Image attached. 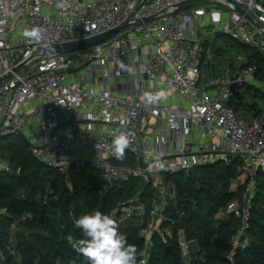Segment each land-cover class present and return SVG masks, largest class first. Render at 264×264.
<instances>
[{"label": "built area", "instance_id": "built-area-1", "mask_svg": "<svg viewBox=\"0 0 264 264\" xmlns=\"http://www.w3.org/2000/svg\"><path fill=\"white\" fill-rule=\"evenodd\" d=\"M186 1L0 0V78L11 73L0 81V136L23 133L32 153L65 175L72 163L90 162L109 183L152 178L163 188L161 203L155 202L161 220L140 230L147 242L160 232L164 174L240 160L232 185L244 189L225 210L241 222L227 255L237 264L264 173V121L247 118L233 101L257 80L258 67L247 64L216 76L212 44L218 33L227 34L264 57V0H216L178 14ZM208 18L222 31L201 34L197 22ZM127 21L119 34L83 49L77 60L64 53L40 56L51 44L87 39ZM25 31L40 37H25ZM205 57L211 72L203 83ZM28 103L34 106L27 109ZM31 117L42 121L26 133ZM121 131L128 135L125 153L134 156V167L114 163L112 140ZM142 154L147 168L140 166ZM11 171L10 160L0 156V174ZM137 204L144 205L139 197L128 198L112 214L121 223ZM179 241L183 249L189 244L184 234Z\"/></svg>", "mask_w": 264, "mask_h": 264}, {"label": "trees", "instance_id": "trees-1", "mask_svg": "<svg viewBox=\"0 0 264 264\" xmlns=\"http://www.w3.org/2000/svg\"><path fill=\"white\" fill-rule=\"evenodd\" d=\"M248 59L247 64L258 67L257 79L264 82V57L251 52ZM259 90L254 84L243 86L242 92L236 93L240 100L235 102L236 109L261 116L256 101ZM244 94L255 99L243 101ZM126 155V162L134 164L135 158ZM0 156L10 159L12 165L11 172L0 174V207L4 209L0 264H89L68 240L69 236L82 235L73 223L77 216L97 208L112 214L131 197H139L150 213L162 197L152 178L133 175L109 183L90 162H74L68 173L62 174L32 153L24 135L0 136ZM119 161L115 163H122ZM240 167V160L235 158L230 163L216 162L190 172L164 174L168 192L163 196L167 195L161 209L162 231L154 232L147 242L138 226L120 228L137 248V264H143V260L144 264H230L227 255L231 237L241 222L225 210L244 189H232ZM251 206L250 227L235 256L237 264H264V173L258 176V193ZM181 234L198 246L190 262L180 245Z\"/></svg>", "mask_w": 264, "mask_h": 264}, {"label": "clouds", "instance_id": "clouds-1", "mask_svg": "<svg viewBox=\"0 0 264 264\" xmlns=\"http://www.w3.org/2000/svg\"><path fill=\"white\" fill-rule=\"evenodd\" d=\"M24 36L38 39L40 32L25 31ZM112 144L115 156L124 158L129 146L127 133L121 131L115 135ZM73 223L82 235L79 238L69 236V243L89 264H137V248L120 231L119 221L113 214L97 208L77 216Z\"/></svg>", "mask_w": 264, "mask_h": 264}, {"label": "rangeland", "instance_id": "rangeland-1", "mask_svg": "<svg viewBox=\"0 0 264 264\" xmlns=\"http://www.w3.org/2000/svg\"><path fill=\"white\" fill-rule=\"evenodd\" d=\"M216 3H218L216 0H200V1H196L194 3H191V4H187V5L182 6L179 9L178 14L184 13V12H186V11L192 9V8L203 7V6H207L208 7V6H211L212 4H216ZM197 27L200 30V33L201 34L203 33L204 36H207L208 34H215L217 32V30L222 31V24H218L217 26H213L212 24L210 25V19L209 18L206 19V20L205 19L198 20ZM221 35L222 36L217 37L218 39H216V41H215V44H214V51H215V53L218 50H220V48H221L220 46H218L219 44L222 45L224 43L226 46H230L232 48H230V47L226 48V50L228 52L227 53V57L224 56V57L221 58V56H220L221 52L220 53L218 52L219 56L217 55V57L215 58L218 61L214 59V62H213L215 67L220 64L219 62H220L221 59L224 61V68H226L229 65V62H230L231 59H232L233 62L237 63L238 53L237 54H234V51L237 52L238 50H240L242 53H246V54L247 53H250V52H256L250 46L239 44L238 41L234 40L232 37H230L227 34H221ZM222 49H224V47L221 48V50ZM84 51L85 50H83V49L76 50V51H72V52L68 53L67 55H68V57L70 59L77 60L78 56H80L81 54H84L85 53ZM91 66L92 65H90L88 67H85L83 69V71L87 73L88 70H91L92 69ZM208 68H209V62H208V60L205 57V61H204V64L202 66L203 73H205L206 71H208ZM96 75H97V77H101L103 75L102 69L97 70L96 71ZM89 81L91 82L92 81V78H89ZM202 82L204 83L205 80H202ZM254 84L256 85V87L260 88V90L258 91V97H256V101L258 102V109H259L258 111L261 114V116H259V118L261 120H264V82H262L261 80H258L257 79L254 82ZM247 96H246V98H247V100L249 102H252L255 99V97H252V96H248L247 97ZM84 154H85V150H84ZM126 156L127 155L125 153L124 158H122V159H118L117 158V159L114 160V163L116 161H119L120 160V161H122V163H118V165L119 164H121V165H129V166H132V167L136 166V162L134 160H133L134 161V164L133 163L128 164L126 162L127 161ZM129 161L132 162V158L129 159ZM155 185L159 187L158 189H159L160 192H163V188L161 189L160 185H158L156 183H155ZM163 186H165L166 192H168L167 186L166 185H162V187ZM130 214H131L130 216H127V214L124 215V217L126 219L124 218V222L120 223V228L121 229L123 227H126V226L134 225V226H138L139 232H140V230L143 227H148L149 224H152L153 222H155V223L157 222V220L155 219L156 217H154L155 220L152 219V221L149 222L148 220H146V218H144V215H142V213H141V216H139V217L138 216L137 217H134L135 215L133 216V214H134L133 212H131ZM141 220H142V222H141ZM134 223H136V224H134ZM121 226H123V227H121ZM161 231L162 230H161V224H160V232ZM0 257H2V255Z\"/></svg>", "mask_w": 264, "mask_h": 264}, {"label": "crops", "instance_id": "crops-1", "mask_svg": "<svg viewBox=\"0 0 264 264\" xmlns=\"http://www.w3.org/2000/svg\"><path fill=\"white\" fill-rule=\"evenodd\" d=\"M219 36H222V35L221 34L218 35V36L216 35L215 38H214V41H213V45H212V47H213V53H214V59L217 57V55L219 56L218 52L219 53L221 52V54H222V55L220 54L221 58L224 57V56L227 57V53L228 52H227L226 48L230 47V46H226L224 43L222 45L219 44L218 46H220L221 48L224 47V49L221 50V48H220V50H218L215 53V51H214V44H215L216 39H218L217 37H219ZM230 48H232V47H230ZM240 52H241L240 50H238L237 52L234 51V54H237L238 53L237 63L233 62L232 59H231L230 62H229V65L226 68H224V61L222 59L220 60V62H219L220 64L218 66L215 67L214 64H213L212 67H213V73H214V75H216V76L222 75L224 73V71L227 70V69L231 70L232 72H237L241 67H243L244 65H246L248 63V61H249V59H248V54L249 53L246 54V53H242V52L240 53ZM215 60H217V59H215ZM210 68H211V65L209 64L208 71H206L204 73L205 79H203V80H205V82H207L208 79H209L210 72H211V69ZM252 84H254V83H252ZM106 86L107 87H111V85H106ZM254 86H255V84H254ZM246 96L247 95L244 94V96L242 97V100L243 101H248L247 98H246ZM233 102H234V104H235V102L239 103L240 100L237 99V100H235ZM33 106H34V103H28V104H26V108L27 109L28 108H31ZM239 112L242 113V114H244L249 119L259 118V117H255L253 115V113L245 112L244 108L243 109H240ZM41 121H42V119H40L38 117H31L30 124L25 129V132L28 133L33 126H37ZM174 145H175V142L173 140H171L169 146L170 147L171 146L173 147ZM233 188L234 187L232 185V189ZM170 196L173 197L172 195H170ZM159 203H161V202L159 201ZM165 203H166V199L164 197V199H163V205H165ZM133 213H134L133 216L135 215L134 217H137V216L139 217V216H141V213H142V215H144V218H146V220H148L149 222L152 221V219H154V217H156L155 219L157 221H160L161 220L159 218L160 217V213H158V204L156 205V209L155 210H152L150 213L147 212V208H146L145 205H142V204L139 205V204H137L135 206L134 210H133ZM142 220H141V222H142ZM123 222H124V220H123ZM134 224H136V223H134ZM183 251H184L185 258H186L187 262H190L191 260H193L196 257L197 252H198V246L195 245V244H193L192 242H189L188 246L186 248H184Z\"/></svg>", "mask_w": 264, "mask_h": 264}, {"label": "water", "instance_id": "water-1", "mask_svg": "<svg viewBox=\"0 0 264 264\" xmlns=\"http://www.w3.org/2000/svg\"><path fill=\"white\" fill-rule=\"evenodd\" d=\"M196 1H200V0H189L186 2L180 3L179 6L181 7V6H184L187 4L194 3ZM240 11L244 13V11L241 8H240ZM247 17L250 18L249 16H247ZM129 24H130L129 21H127V22L123 23L122 25H120L114 29H111L109 31H106L104 33L98 34L96 36H93V37H90L87 39L51 44L46 49L43 50V52L40 54V56H48V55H51L54 53L68 54L72 51L86 49V48H89L93 45L103 43V42L107 41L108 39L119 34L121 32V30L124 29L125 27H127ZM24 65H25V63L15 67L14 71H18ZM10 76H11V73L7 74L6 76L1 77L0 81L4 80ZM20 135L23 136L24 134L20 133ZM24 137H25V135H24ZM139 163H140V166L142 168H147L149 166V163L144 161V155L143 154L140 156Z\"/></svg>", "mask_w": 264, "mask_h": 264}]
</instances>
